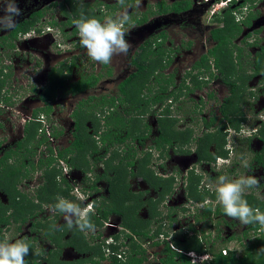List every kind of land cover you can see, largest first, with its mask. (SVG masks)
Here are the masks:
<instances>
[{
	"label": "flooded vegetation",
	"instance_id": "flooded-vegetation-1",
	"mask_svg": "<svg viewBox=\"0 0 264 264\" xmlns=\"http://www.w3.org/2000/svg\"><path fill=\"white\" fill-rule=\"evenodd\" d=\"M162 1L166 2L167 0H162ZM177 1H181V0H172L170 2H167V4L171 5ZM189 1H192V7L188 11L181 14L178 13H168V14H171L173 16H181L182 14L186 15L187 13H193L194 11H196V8H199L198 5H201L200 2L196 3V1L194 2L193 0H189ZM243 3L245 5L243 7H239ZM73 4L76 7L88 8L87 11L89 12L92 11L91 14L94 15L93 18L99 19L101 20V22L104 21L106 17L110 16L112 10H113V14L117 10H120L119 5L107 4L104 2H98L96 4L89 5V3L85 4L83 0H73ZM257 4H258V0H249V2H246V0H241V1L230 0L229 4L227 5L230 8H233V12L236 13L235 17L237 16L236 23H239L240 26L243 28V32L237 38H239L245 32V30L248 29V33L242 38L241 41L243 42L242 43L243 45L240 46L233 42V47H232V51H233L232 57L234 60V64H236L237 67L239 66L244 71H246V74L253 76V78L249 81L247 88L245 89L244 101L240 105L241 111L244 115L241 122L242 124L241 129L237 130L235 127L230 125V122H228L226 118H224V115L221 110L222 105L224 103H222L217 108V110L220 111L221 113V119H217V117L216 116L214 117V115L212 116L210 115V118L207 119L205 115L207 105L206 103L204 104L203 102L200 103L199 105L194 107L192 112V115H199L200 119L198 120L197 118L196 120L192 121V119L190 118L187 126L184 128H181L179 125L180 122H183V119H178L177 116L172 115V113L175 112L174 111L175 106H177L178 101H180L181 99L184 100L187 98L190 99L189 96L196 93L197 90L199 89L204 90L203 86L204 84H208V82L211 84L213 80H222L221 69L216 65L215 58L213 56H210L209 64L211 65V67L209 68V70L205 66H202V68H196V63L198 62L197 61L194 65V71L190 70L188 71V73H185L186 75L182 78V81H180L179 83L175 84V79H174L175 73L169 75L168 78H172L173 82H171L168 85L169 91L166 93L167 95L165 101L166 103L153 102L155 100L154 97L158 94L157 92L159 90L158 89L159 86H157L156 90L148 87L147 91L145 92L147 86L146 85L143 88L140 97L141 98L145 97L146 99L149 98L151 103H150V107L144 112L145 114H143L141 117L146 119L145 117H148L150 115L151 117H153L154 115H156L157 129L155 130L153 126L147 124L146 120H143L145 121L144 122L145 125L148 126V128L147 127L146 128L148 129V131H150L148 138L145 141H143V143L139 139H131V140H127L125 143H122L120 145L115 144L111 146L109 143L103 142L101 140V136L103 132L108 130V127H106V123H107L106 116L111 115L114 110H118L117 108H119V106L122 107V113L124 114L123 116H125L127 119L131 118L135 114H139V113L141 114L143 112L141 110L139 111L134 110L132 112L131 104L128 101H124L123 99L124 96L122 94H120L121 96L118 97L119 100L117 101L116 106H112V107H110L109 104H105V105L98 104L104 97H102V99L98 102H95L96 100L95 95H89L85 97V95H87L88 92H93V90L98 86L103 75V69H107L106 71V73H108L107 75H111L110 74L111 72L109 73L110 69L108 66H104L101 64H99L100 69L96 71L97 68H95L94 66L95 63L94 64H92L91 62L89 63L87 59V53L85 50H83V47L81 46L79 41L78 29L76 28L73 22L69 23L70 16L64 13L63 7L65 6L69 7L67 0H0V18H1L0 19V76H1L0 80L4 81V85L2 86L0 91V129H4V126L2 125L3 121L1 119L3 117H6V113L8 114L12 112L18 113V115L22 116V122H23V137L17 141V143L15 144V148L11 146V144H13V139L10 138L9 134L5 135L3 138L0 137V160L5 156L7 151L17 149L18 143L22 141L27 142L26 140L28 133H26L25 129L27 128L28 125H32L35 123L36 125L39 126V129L35 134V138L28 145V148L30 149V151L28 152V155L30 156L28 158H30L31 156L35 158H31L29 159V161L27 160V162L25 161L26 169L29 170V173L28 176L23 178L22 181L18 184V191L22 195L26 196L27 199L32 202L35 208L34 209L35 214L34 216L30 217L25 223H16L15 221L12 220L10 225H8L7 227L13 225L16 229V232L19 233L24 228L25 225L30 223L31 228L29 230V233L31 232V233H35V235H44V238L49 241L50 248L46 250L43 248L44 244L43 245L41 243L37 245L35 244L36 241L38 240L35 235L34 237H30V238H26L25 236L20 238L21 240H24L25 242H28L33 246L34 252L32 251V253L35 254L36 257L38 256L35 264H50L48 262V259L50 258L49 255L58 250L57 244L53 242V240L46 235L45 226L49 225L48 223H54L53 225L50 224L49 227L51 228V231L55 235L58 234L59 231L64 232V228L68 227L62 213H60L59 211L56 212L51 211V213H49L51 207L54 206L55 204L53 202L47 203L44 200H42V198H45L46 196L45 187L48 180L46 176L47 165L46 164L41 165V161H47L49 159L56 160L55 162H53L50 169H56L61 172V174L58 176V184L60 185L68 184L69 186L72 187L70 197L67 198V200L69 201H78L79 199H81L80 197H83L84 200H86L89 199L92 195H95L96 193H100V189L97 186L99 182L104 180H98L97 176L95 178L92 177L93 175L92 172L94 171L95 168L94 165L101 166L102 168L101 174H103L106 170V162L111 160L115 152L119 154V158L124 160V163L126 164L134 160V165L132 166L129 165L128 167L129 173L134 172L136 174L138 170L139 160L146 155H150L149 166L151 167L152 170H154L155 174L158 177L164 179H170L172 177L175 178V184L173 190L168 195H166V197L160 202L158 208L159 216H157V218L154 220L151 231L147 238H143L142 236L139 235L138 236L134 235L128 228H126L123 225L122 223L123 221L120 215L113 214L109 217L108 220H102L103 218L101 216V211L99 208L101 207V204L104 201V199L108 198L109 191H108V196L106 197L100 196L98 198L96 197L94 199H89L87 202L84 201L85 203L81 207H85L88 204H93L94 210L93 213H90V215L94 219L97 218L101 220L103 223L102 226L95 228L94 233L89 232L87 234L93 236L94 240L91 237L92 240L91 241L90 238L84 233L87 241L91 245L95 246L100 244L103 247H105L106 259L101 260L100 264L102 261H111V256L113 255H116L119 260L126 262L128 260L129 249H130V247L128 246H129V241H131V237H133V239L144 250V255L146 257V260L144 261L143 264H163L162 259L166 256L163 253V251L166 245H169L171 249L174 251L181 252L180 248L175 244V241H180V240L175 239L174 236L182 235L184 239L185 238L187 239V237L191 238L192 236L197 237V232L199 230L197 229V225L194 224L193 222H200L204 220L205 217L203 216H205L204 213H206L205 212L207 209L206 207L211 206V205H206L204 207H200L199 205L203 204L205 200L215 201V199L209 196L203 202H198L197 200L192 199L190 197L188 186H189V177L191 173L193 172L196 176L201 178L200 184L198 186L201 192L208 193L210 195L216 194L211 187L212 185L206 183L208 182L207 180L210 179V175L214 173V177H212L213 179L214 178L218 179V176L219 177L226 176L228 177L229 180H231L230 178L231 176L232 177L236 176L238 174L237 167L239 165V161L237 160V158L233 157L236 148V138L240 137L242 138V140L244 139L250 140L256 134L258 135L259 129L264 124V119L262 118L260 127L259 128L254 127L252 133H249L248 135L246 134V132L247 131L249 132L250 129L249 128L245 129L242 127L244 126V122L251 123V120L254 118V116H252L250 120H248L247 117L248 115L251 114L244 113V108L249 107V111L251 112V109L254 106H257V102L260 94L261 95L264 94V91L261 92L264 89L263 76L262 74H255L257 56L258 53H260L262 49H264V45H260L261 39H257V40L250 39V38H254L255 34L259 35L260 33L264 32L263 31L264 23L259 24L262 25L261 27L255 28L256 26L255 22L256 19H258ZM53 8H58V13L59 16L62 17V21L60 19L58 23H54L55 21L50 20L48 21L49 23H47L49 26H47V24L45 23L47 11ZM90 8H92V10ZM152 8L154 9V7ZM17 9H18V14L16 11ZM241 11L244 12V15L240 14ZM41 13H43L44 15L39 17ZM250 13L254 16L257 15V17L251 21L252 23L251 26H247L245 24V20L247 19ZM240 15L243 16L241 20H239ZM71 19H73V21L77 20V14L73 13L71 15ZM31 22H34L36 24L29 32L24 34H19L18 36H15L13 34L16 28ZM132 22L136 23L134 19ZM137 24L141 25L140 23ZM50 25L53 26L56 25L60 28L58 29L60 34V37L58 39L54 38L53 35H52L53 38L50 35L44 36V33H46L44 30L46 28H48L49 31L52 30ZM153 35H157V34H152L149 37H147L145 40H147L148 38L154 39ZM210 40L212 41L211 37ZM190 45L191 44H189L188 46L190 47ZM255 48H257V50L253 53V61H252L253 64L251 69L248 70L245 68L242 60L244 59V55L246 51H247L246 57L249 59L252 50ZM77 50L79 51L82 50L84 59L79 58L78 61L76 60L77 55L75 51ZM209 51L210 49L207 50L203 55L205 54L208 55ZM51 53H54V55L56 56L62 54L68 55L67 58H70L71 60L68 67L73 66L72 71H69L67 69V66L63 67L64 66L63 64H62L63 68L57 65L52 67L51 61H48ZM171 58L173 62V55L171 56ZM55 64H57V61L55 62ZM55 69L56 70L64 69L63 75L66 76V79L69 80L68 79L69 77L72 78L70 83L78 82L81 79H87L91 76L99 77V81L97 82L96 86L90 87L78 94L69 93L64 95V92L60 87L58 88L57 95L54 98L46 99L43 97V94L46 92L48 88L51 87L50 76L53 70ZM80 69H82L81 71H79L81 73L80 77L78 79H75L73 75L74 74L76 75V73ZM196 70H198V72H196ZM34 71H38V73L40 72L38 79L36 74L35 75L29 74ZM157 71L155 72L156 74ZM201 74L205 75V77L202 78ZM206 74L209 75L206 76ZM193 76L197 77L198 81L201 83L200 88L198 87L196 88V83ZM254 80H257V86L255 88L252 87L249 88L248 87L249 84H251V82ZM70 83L67 82L66 86ZM119 84L117 86L118 89H119ZM208 95L210 99L215 98V95L213 93H210ZM78 96H80L79 99L76 98ZM105 97L110 98L108 96ZM69 103L70 105L72 104V106H74L75 104L74 107H76V109H73L71 112V117L74 127L72 131V136L77 122L76 118H74L75 117L74 115L78 108H87L85 105H88V107H91V109L95 111L96 116L98 118H101L100 121L102 125L98 133L95 132L94 124L92 122H87L86 124L87 129L91 128L90 130L88 129V134L91 135L92 138L97 141L100 151L99 154L97 155L103 157L102 161L95 162L94 156L91 155L88 156V161L91 164L90 171L88 173H85L84 171H81L76 167H72L64 159H59V153L65 147L62 148V147H58L57 145H54V142L56 141L52 139L54 141L52 143L51 142L52 140H50L49 138L50 136H52V134L50 133L49 125L47 124L46 121L51 122V120L55 118L54 114L57 113V108H62V106L67 105ZM27 104H29L28 105L29 111L23 109V107L27 106ZM15 106L18 109H15L14 108ZM48 107H51V111L49 113H47L46 111ZM96 108H100L101 112L102 113L105 112V114L99 116ZM166 109L169 111L167 113V119L169 121L172 120L175 122V128L177 131L184 133L188 131L193 132V140L191 143L180 144V142L174 141L172 144L168 143V144H164L166 146L157 147L156 139L160 133L159 118L165 117L164 113L166 112ZM178 109L181 110V107H179ZM7 119L8 117L6 118V120ZM55 119L56 121L53 123V129H54L53 136L56 139H59V137L63 135V129L61 128L62 124L57 122V119H61V116L57 115ZM199 121L202 123L200 128L203 130L200 136L197 134V131L195 129L198 127L195 124L199 125L200 124ZM210 122H212L213 124L208 128L207 123ZM218 122H220L219 126H218ZM191 123H194V125H191ZM224 125L226 126L223 127ZM59 128L60 130H58ZM221 128H224L223 133L226 138L224 149L228 152V155L226 157L217 156L218 149H217V145L215 144L210 148V153L212 154V156L216 157V159L211 162L199 161L197 156L198 141H199L198 139L203 137L206 133H215ZM60 132H62L61 135ZM154 133L156 134V136L153 138ZM258 137L260 136L258 135ZM73 141L74 138L72 139V141L68 146H70ZM33 144H35V147L32 148ZM212 148L214 149V152H212ZM19 151H21V153L24 152V150H19ZM182 151L184 153H182ZM190 152H193V154L196 156V162L194 164L188 165L183 171V173H181L180 170H178L176 167H174V169L172 168L173 166L176 165V163L175 164L173 163L176 162L177 157L183 158V156L188 155ZM127 155H129L130 157H126ZM15 157H18V155L14 156L12 153L11 157L8 159L9 165L13 166L15 164V162H13V159ZM36 158L38 160H36ZM30 161L34 163L35 167L30 165ZM220 161H222L223 164H220ZM116 162H118V158L114 160V163ZM210 163L214 165V168L216 169V173L214 172L215 170L211 172L210 169H205L206 165L210 166ZM75 170H79L81 174H84L86 180L91 183L89 185L86 184V187H82V183L79 182ZM133 177H135L136 179L135 181L132 182V183H136L135 189L132 188V185L130 183L133 180ZM180 183L181 185L183 184V186H185L184 192L187 193V196L184 198V200L176 201L175 198L179 193L177 190V185ZM129 184H130L129 191L135 195L143 194V198H142L143 201L153 199V201L156 202L160 199L159 192L151 188L143 180L142 177H139L137 175L135 176L131 175ZM77 189L79 190L77 191ZM58 197H62V196L59 195ZM4 198L7 200L6 203L4 201ZM0 199L4 205L9 204L8 195H6L2 191H0ZM217 206L215 207V209L217 208ZM141 212H144V215H141ZM138 215L140 218L149 219L150 213L148 210V206H144L143 208H141ZM112 216L119 217L120 221L119 222L115 221L114 219L111 218ZM210 217L212 221L209 220L208 218H206L205 221L211 225L210 228H213L211 232H207L205 230L203 231L200 229L201 233L203 234V238L205 236L210 235L209 243H206V240L204 239L205 245L208 246L211 243L212 234H215L216 241L220 240L217 238L219 235L218 228L221 227L217 221V215L215 214L214 211ZM58 225L59 227H57ZM76 228L77 227L75 226H73L72 228H68V230L65 231L66 235L64 236L63 240L66 241L67 239L72 237L73 232ZM158 229L161 230V234L155 236L154 234ZM184 230H186V232ZM104 231H106L107 233H111V236L110 235L108 236L111 237L113 242H110L108 239L107 240L104 239V234H103ZM1 235L4 236V234ZM115 238H118V241ZM171 238L174 239L173 243L171 241ZM4 240L5 237L3 241ZM116 241L119 242L120 245V249L117 253L112 252V250H110L109 247H106L111 244H116ZM160 245H163V248L160 251V253L158 252L157 255L156 252L150 250V248L159 247ZM172 245L174 246V248ZM66 248L72 250L73 252H75L76 254L82 257H79L78 259L73 261L62 260V253ZM211 249H213V247H211ZM89 256H90L89 254H84V255L80 254L74 249V247L68 246L62 248L58 261L76 262L79 259L87 258ZM110 264H113V261H111Z\"/></svg>",
	"mask_w": 264,
	"mask_h": 264
},
{
	"label": "trees",
	"instance_id": "trees-1",
	"mask_svg": "<svg viewBox=\"0 0 264 264\" xmlns=\"http://www.w3.org/2000/svg\"><path fill=\"white\" fill-rule=\"evenodd\" d=\"M249 2V0H246ZM69 7L65 6L64 13L69 15L70 21L71 15L77 14V19H80L81 16L86 18H93L92 11H87L88 8L76 7L73 4V0H67ZM245 4H241L239 7H243ZM192 7V1L181 0L177 1L171 5L167 2H160L153 10L149 9L142 16H136L134 21L136 23L144 24L149 20L150 15L155 14H168V13H184ZM238 7V8H239ZM114 8V7H113ZM92 10V8H90ZM231 14V15H229ZM224 14L221 18V23L223 26L214 27L210 30V37L214 42L213 47L210 49L208 55H203L201 60L196 63V68H202L205 66L208 70L211 67L209 64V57L213 56L215 58L216 65L221 69L222 80L226 86L229 88V96L226 97L224 104L222 105V113L224 118L230 122V125L235 127L237 130L241 129V122L244 117L240 105L244 101L245 89L249 81L253 78L252 75L246 74L241 67H237L234 64L232 57V47L234 39H236L242 32L243 28L239 23H236V17L232 15V12ZM41 13L39 17L43 16ZM113 15V10L110 13ZM38 17V18H39ZM257 15H248L245 20L247 26H251V21L255 19ZM37 18V19H38ZM56 23V22H54ZM129 23V22H128ZM36 23H26L21 27H18L14 30L13 34L18 36L19 34H24L29 32ZM154 39L148 38L140 46V51L135 54L132 58L131 63L137 68V70L131 74L126 80L122 81L119 84L120 94L124 96V101H128L131 104L132 112L134 110H141L143 113L135 114L131 118L127 119L122 113L118 110H114L111 115L106 116V127L108 130L103 132L101 140L103 142L109 143L111 146L115 144L125 143L127 140L139 139L145 141L148 138L149 132L148 126L144 123V118L141 116L145 114L144 112L150 107V99L145 97L141 98L140 94L142 93L143 88L148 84L151 77L154 76L155 72L158 69H165L168 65L171 64V50L168 52L164 48V44L168 38L166 32H162L157 35H153ZM74 65V64H73ZM108 66V65H104ZM73 67V66H72ZM72 67H68L69 71H72ZM58 74H57V73ZM111 70H109V73ZM56 73V75H55ZM64 69L53 70L51 74V87L46 90L43 94V97L46 99H52L57 95L58 88H62L64 95L69 93L78 94L84 90L96 86L99 81V77L91 76L87 79H81L78 82L70 83L66 86L67 79L63 75ZM255 74H262L264 82V49L258 53L256 60V72ZM1 77V76H0ZM196 88L201 87V83L198 81L197 77H194ZM158 81V94L154 97L155 103L165 102L169 91V84L173 82L172 78L157 76ZM4 81L0 80V91ZM119 99L117 97H104L98 104H109L110 107L116 106V103ZM101 106V105H100ZM97 107V105H96ZM102 107V106H101ZM47 113L51 111V107L46 109ZM169 111L166 109L165 117L159 118V136L156 139L157 147L166 146L164 144H172L174 141L180 142V144H189L193 140V132H179L175 128V122L169 121L167 119V113ZM76 118L75 130L73 132L74 141L70 146L63 148L59 153V159L66 160L72 167H76L85 173L90 171L91 164L88 161V156H94L95 162H100L103 160L102 156H98L99 147L97 141L88 134V129L86 127L87 122H92L94 124L95 132L98 133L101 129V121L96 116L95 111L91 107L87 108H78L74 115ZM213 121V120H212ZM213 123H207L209 128ZM34 127L28 125L25 129L27 134V142L18 143L17 149L7 151L5 156L0 160V191L4 192L9 197V204L4 205L0 199V226L7 227L10 225L11 221L16 223H25L30 217L34 216L35 208L30 200L26 196L22 195L18 191V184L22 181L23 178L28 176L29 170L26 169V164L23 162L27 156L30 149L28 145L35 138L39 126L34 123ZM224 125L223 127H225ZM147 127V128H146ZM223 129H219L215 133H206L203 137L198 139V149L197 156L199 161L211 162L216 159L210 153V148L213 145H217L218 153L217 156L226 157L228 152L224 149L226 138L223 133ZM190 132V133H189ZM62 132H60V135ZM258 135L263 143V147L259 153L254 157V161L261 165L264 168V124L259 129ZM19 150H24L23 153ZM20 152V153H18ZM19 156L21 163L17 162L13 166L9 165L8 159L11 157V154ZM182 153H184L182 151ZM150 155L144 156L139 160L137 173H129V165H134V160L124 163V160L119 158L117 152L114 153L111 160L106 162V170L100 176H97L98 180H104L108 183L109 196L101 204L99 208L101 211L102 220H108L109 217L113 214L120 215L122 218L123 225L128 228L134 235L142 236L147 238L152 228L154 220L159 216L158 208L160 202L168 195L174 188L175 178L164 179L158 177L154 170L151 169L150 165ZM126 157H130L127 155ZM118 158V162L114 163V160ZM56 160L49 159L47 161H41V165L46 164V196L42 198L45 202H53L54 204L58 203L57 197L61 195L64 198H69L72 187L68 184H58V176L61 174L60 171L56 169H50L53 162ZM30 165L34 166V163L30 161ZM139 176L153 189L159 192L160 199L156 202L153 199L143 201V194L135 195L129 191L130 176ZM201 178L196 176L193 172L189 177V195L192 199L197 200L198 202H203L209 196L213 199H216V194L210 195L208 193H203L199 190ZM44 190V191H45ZM248 204L253 208H259L261 212H264V200H261L251 194L245 195L244 197ZM144 206H148L150 213L149 219H143L139 217V211ZM206 213H204L205 219L208 218L211 220V214L213 211L217 215V221L219 225L222 226H231L228 222V219L234 221L228 216H226L222 208L218 205L216 209L213 210L212 206L206 207ZM11 211V212H10ZM13 211V212H12ZM91 222L95 225V228L103 225L102 221L93 218L90 215ZM212 221V220H211ZM208 223V222H207ZM54 224V223H48ZM49 225L45 226L46 235L53 240L58 246V250L50 254L48 262L50 264H100L101 260L106 259L105 247L102 245H91L83 232L76 228L73 232L72 237L63 240L66 235V230L69 227L64 228V232L59 231L58 234H53ZM219 227V235L217 239L225 241L223 248L218 252H215L213 249L208 251L204 250L203 243L198 237L192 236L191 238L186 239L184 243L181 241H175V244L183 252L195 251L198 254L209 253L212 256L211 261L204 264H264V251H261L264 248V231H261L259 224H249L245 225V229L239 233L234 234L228 237L226 240L223 238V230ZM2 231L0 229V242L3 241L4 236L1 235ZM161 230H156L155 236L160 235ZM250 238H253L250 239ZM118 241V238H115ZM204 239L206 243L210 242V235L205 236ZM249 239L248 244H244L243 241ZM237 240L240 242L241 249H230L228 245ZM116 241V244H111L109 246L112 252L117 253L120 249V245ZM222 242V243H223ZM29 245L30 253L25 257L27 264H34L38 256L32 253L33 246ZM74 247V249L80 254H89L87 258H82L76 262H59L58 258L61 254V250L64 247ZM129 255L128 260L123 262L117 258L116 255L111 256V261L113 264H143L146 260L144 255V250L142 247L131 237L129 241ZM223 250H226L227 253L224 254ZM34 252V251H33ZM183 252H177L171 249L169 245H166L163 253L166 255L162 262L163 264H193L190 257H188ZM99 258V259H97Z\"/></svg>",
	"mask_w": 264,
	"mask_h": 264
},
{
	"label": "rangeland",
	"instance_id": "rangeland-1",
	"mask_svg": "<svg viewBox=\"0 0 264 264\" xmlns=\"http://www.w3.org/2000/svg\"><path fill=\"white\" fill-rule=\"evenodd\" d=\"M83 1L85 4L89 3V5H91V4L93 5V4H96L98 2H104L107 4H117L120 6V10H117L112 16L110 15L109 17H113V18L118 17L119 15L124 13L125 11H127V14L130 16L129 23H127L125 25V31H126L125 39L129 42V44L132 47L130 48L127 55L121 54V55H116L113 57L112 62L110 64H108V67L111 70V73H110L111 75H107L108 74V73H106L107 69H103V75H102V78H101L98 86L93 90V92H88L87 95H85V97L89 96V95H95V99H96L95 102L100 101L102 99V97H105V96H108V97L114 96L117 98L121 96L117 86L122 80L126 79L128 76H130V74H132L136 71V67L131 63L132 58L135 56V54L137 52L140 51V45L150 35L159 34L162 31L166 32L168 38L164 44V48H166L168 52L170 50L172 51L171 53H173L172 54L173 55V62L165 70L158 69L157 74L155 73L154 76H152L150 81L148 82L145 92L147 91L148 87L156 90V88L158 86L157 79H156L157 76H161L163 74V77L168 78L170 74L175 73L174 79H175V84H176V83H179L180 81H182V78L186 75L185 73H188V71H190V70L194 71L195 63L197 61H200L201 56L207 50L211 49L214 45V42H212L210 40V34H209L212 27H218V26L222 25V23H221L222 19L221 18L223 17L224 14H226V13L229 14V12H232V15H234V16L236 15V13L233 12V8H230L229 6H227V5L225 6V4H223L225 2V0H193L194 2L196 1V3H198V2L201 3V5H198L199 8H196V11H194L193 13H187L186 15L182 14L181 16H173L171 14L150 15V18L146 23L139 25L137 23L132 22L133 19L136 16H142L144 13H146L152 7H154L153 10H155L156 5L162 0H139L138 6H137L136 0H125L124 5L119 4L118 0H87V1L83 0ZM170 1H172V0H167L166 2H170ZM221 3H222V5H221ZM257 10H258L257 11L258 19H256L255 28L261 27L262 25H259V24L264 23V0H258ZM240 14L244 15V12L241 11ZM229 15H231V14H229ZM106 18H108V17H106ZM60 19L62 21V17L59 16V13H58V8H53V9L47 11L45 23L46 24L49 23L48 21H50V20L58 23V21H60ZM47 26H49V25L47 24ZM50 27L52 30L49 31V29L46 28L44 30L46 32V33H44V36L50 35L52 37V35H53L54 38L58 39L60 37L58 29H60V28L56 25L55 26L50 25ZM263 31H264V28H263ZM247 33H248V29H246L245 32L239 38L235 39L234 43L242 46L243 45L242 44L243 42H241L242 38ZM250 39H256V40L261 39L260 45H264V32L260 33L259 35L255 34L254 38H250ZM189 44H191L190 47L188 46ZM83 50L86 51V49H84V48H83ZM256 50H257V48L252 50V53H251L249 59L246 57L247 51L244 55V59L242 60V62L244 64L245 68L248 70L251 69V67H252L253 53ZM75 52L77 55L76 56L77 61L79 58L82 59L84 57L82 50L81 51L77 50ZM51 54H52V56H51ZM51 54L49 57L50 60L48 59V61H51L52 67L55 65L62 67V64L64 65L63 67H65V66H68L70 64L71 60H70V58H67L68 55L62 54V55L56 56V55H54V53H51ZM87 59H88L89 63L90 62L92 64L95 63L88 56H87ZM56 61H57V64H55ZM94 66H95V68H97L96 71H98L100 69L99 64L95 63ZM81 70L82 69L78 70L76 75L75 74L73 75L75 79H78L80 77L81 73L79 71H81ZM196 72H198V70H196ZM39 73H38V71H34V72L29 73V74L30 75L36 74L37 79H38ZM207 75H209V74H206V76ZM201 76H202V78L205 77V75H203V74H201ZM68 79L69 80H67V82L70 83L72 78L69 77ZM256 86H257V80H254L251 82V84H249L248 87L249 88H251V87L255 88ZM203 87H204V90L199 89L196 91V93L190 95L189 96L190 99H188V98L185 100L181 99L180 101L177 102L178 104H177V106H175V110H174L175 112L172 113V115L177 116L178 119H183V122L179 123L181 128H184L187 126L190 118L192 119V121L196 120L197 118H198V120L200 119L199 115H192V112H193L194 107H196L197 105H199L202 102L204 104L206 103V105H207L206 112H205L207 119L210 118V115L211 116L214 115V117L216 116L217 119H221V113H220V111L217 110V108L222 103H224L225 98L229 96L228 86H226L222 82V80H213L211 82V84L208 82V84H204ZM263 91H264V89L261 92H263ZM210 93H213L215 95V98L210 99L209 95H208ZM76 98L79 99L80 96H78ZM28 105L29 104H27V106H24L23 109L29 111ZM120 105H122V104H120ZM74 106H75V104H74ZM74 106H72V104L70 105V103H69L67 105L62 106V108H57V113L54 114L55 118L57 115L61 116V119H57V122L62 124L61 128L63 129V135L61 137H59V139H56L53 136V132H54L53 123L56 121V119L53 118L51 120V122L46 121L47 124L49 125L50 133L52 134V136H50L49 138H50V140L53 139L54 141H56V142H54L52 140L51 142L52 143L54 142V145H57L58 147H62V148L67 147L73 139L72 131H73L74 127H73L71 112L73 109H76V107H74ZM85 106L88 107V105H85ZM179 107H181V110L178 109ZM14 108L18 109V108H16V106ZM117 109L119 111H121V113H122V107L121 106H119V108H117ZM96 110H97L99 116H102L103 114H105V112L104 113L101 112L100 108H96ZM105 111H106V109H105ZM244 113H250L251 114V115H248V117H247L248 120H250V118L252 116H254V118L251 120V123L244 122V126H242L245 129H247V128L250 129L249 132L248 131L246 132V134L248 135L249 133H252L254 127L259 128L261 121H262V118L264 119V94H262V95L260 94L258 102H257V106H254L251 109V112L249 111V107H246V108H244ZM149 114H151V113H149ZM122 115H124V114L122 113ZM7 117H8V119L6 120ZM145 118L146 119H144V120H146L147 124L150 126H153L156 130L157 129L156 128L157 127L156 115H154L153 117H151V115H150V116L145 117ZM99 119H101V118H99ZM1 120L3 121L2 125L4 126V129H0V137L3 138L5 135L9 134L10 138L13 139V144H11V146H13L15 148V144L17 143V141L23 137L22 116L18 115V113H16V112H12L9 114L6 113V117H3ZM191 125H194V123H191ZM195 125L198 126L197 128H195V127L194 128L196 129L197 134L200 136L203 132V130L200 128L202 123L200 122L199 125L198 124H195ZM219 125H220V122H218V126ZM34 126H35L34 124L31 125L32 128ZM88 129L90 130L91 128H88ZM58 130H60V128ZM231 135H232V133H231ZM155 136H156V134L154 133L153 138ZM229 140H230V138H229ZM262 145H263V143L257 134L253 138H251L250 140H245V139L242 140V138H240V137L236 138V148H235V152L233 154V157H236L237 160L239 161V165L237 167L238 174L236 176H233V177L231 176L230 178H231V180L237 179L240 176H254V177L258 178L259 179V185L257 187H254L252 189L247 190L246 195L251 194V195H253V196H255L261 200H264V168L261 165H258L254 161V157L256 156V154L261 151V149L263 147ZM33 147H35V144L32 145V148ZM40 150H41V147H40ZM212 152H214L213 148H212ZM29 156L30 155H28L26 160H24L23 162H25V161L27 162V160L29 161V159L35 158L33 156L28 158ZM32 160H34V159H32ZM36 160H38V159L36 158ZM13 162H15V164L17 162L21 163V160H19V156L15 157L13 159ZM195 162H196V156L193 154V152H190L188 155L183 156V158L177 157L176 162L173 163V164L176 163V165L173 166L172 168L174 169V167H176L178 170H180L181 173H183V171L185 170V168L188 165H192ZM245 163H247V167L244 166ZM220 164H223L222 161H220ZM94 167H95L94 171L92 172L93 178H95L96 176H98L102 173L101 166L94 165ZM205 169H210L211 172L215 170L214 172L216 173V169L214 168V165H212V163H210V166L206 165ZM75 172L77 173V177L79 179V182L82 183V187H86V184L89 185L91 183V182L86 180L85 175L81 174L79 170H75ZM212 177H214V173H212L210 175V179H208L207 180L208 182H206V183L212 185L211 187L214 190L218 179L214 178L215 179L214 180ZM35 178H36V176H35ZM40 179H41V176H40ZM135 180H136L135 177H133V180L130 182L133 189H135V187H136L135 186L136 183H132ZM97 187H99L100 193H96L95 195H92L89 199H94L96 197L98 198L100 196H103V197L108 196V184L106 182H104V181L99 182ZM184 188H185V186H183V184L181 185V183L177 185V190L179 193H178L177 197L175 198L176 201L184 200V198L187 196V193L184 192ZM31 195H33V194H31ZM89 199L84 200V198H83V199H79L78 201H72V202H74V203L78 202V204H80V206H83L85 203L84 201L87 202ZM4 201H5V203L7 202V200L5 198H4ZM49 213H51V210ZM141 215H144V212H141ZM111 218L117 222L120 221L119 217H117V216H112ZM228 222L230 223L231 226H222V228H221L223 230L222 235H223V238L225 240L234 234L241 233L245 229V225L240 224L238 220L231 221V219H228ZM199 226H200L201 230H203V231L205 230L207 232H211V230L213 229V228H210L211 225L209 223H207L205 221V219L202 220L201 222H199ZM57 227H59V225ZM30 228H31L30 223H28L27 225L24 226V228L19 233H17L16 229L13 225L10 227H5V228L0 226L2 234H4V237H5L4 241L7 240L8 242H15V240L20 239L23 236H25L26 238L34 237L35 233H31V232L29 233ZM103 234H104V239H106V240L108 239L109 241H112V239L110 237L111 233H107L106 231H104ZM108 235H110V236H108ZM35 236L38 239L35 243L36 245L41 243L42 245L44 244V247L42 246L44 249L48 250V248H50L49 247V241L44 238V235H35ZM87 236L90 238V240H91V237L94 240L93 236H91V235H87ZM174 238L179 239L182 243H184L186 241V238L184 239V237L182 235L174 236ZM250 239L253 240V238H250ZM173 240L174 239L171 238L172 243H173ZM4 241H2V242H4ZM222 242L223 241H221V240L212 242L211 243L212 245L210 246V248L213 247V250L215 252H218L220 249H222L224 247L223 244L225 241L223 243ZM243 243L245 245L248 244L249 239H245L243 241ZM118 244H119V242H118ZM228 247L230 249H235V248L239 249V251L241 249L240 242H238L237 240H234L233 242H231L228 245ZM162 248H163V245H160L159 247H155V248L152 247V248H150V250H153V252H156V255H157L158 252L160 253ZM79 257H82V256L76 254L75 252H73L72 250H69L67 248L64 249V251L62 253V260H64V261H73V260L78 259ZM110 262L111 261H102L101 264H110Z\"/></svg>",
	"mask_w": 264,
	"mask_h": 264
},
{
	"label": "clouds",
	"instance_id": "clouds-1",
	"mask_svg": "<svg viewBox=\"0 0 264 264\" xmlns=\"http://www.w3.org/2000/svg\"><path fill=\"white\" fill-rule=\"evenodd\" d=\"M136 2L138 6L139 0ZM118 3L124 5L125 0H118ZM16 11L18 14V9ZM242 17L240 15L239 20ZM129 20L130 16L125 11L118 17H108L103 22L96 18L81 16L73 23L78 29L79 41L81 46L86 49L87 56L97 64L108 65L114 56L127 55L132 47L125 39V25ZM244 166L247 167V163ZM258 185L259 179L254 176H240L233 180H229L226 176H220L214 188L215 201L205 200L199 206L211 205L214 210L219 205L226 216L238 220L242 225L257 223L260 225L261 231H264V212H261L259 208L253 209L244 198L247 190ZM57 200L58 203L50 210L62 213L69 228L75 226L85 235L95 232V225L90 220V213H93L94 210L93 204L81 207L80 204L63 197H58ZM261 251H264V248ZM29 253V245L24 240L0 242V264H27L25 257Z\"/></svg>",
	"mask_w": 264,
	"mask_h": 264
},
{
	"label": "built area",
	"instance_id": "built-area-1",
	"mask_svg": "<svg viewBox=\"0 0 264 264\" xmlns=\"http://www.w3.org/2000/svg\"><path fill=\"white\" fill-rule=\"evenodd\" d=\"M229 1L230 0H225V2L223 1L224 3L223 2L222 3L225 4V6H226V5L229 4ZM222 3H221V5H222ZM193 223L197 225V229L199 230L197 232V237L202 241V243L204 245V250L205 251L210 250L211 249L210 246L212 245L211 243L216 241L215 234H212V238H211L210 245L209 246L208 245H205L204 238H203V234L201 233V230H200L201 228L199 226V222H193ZM184 231L186 232V230H184ZM110 242H113V241H110ZM173 248H174V246H173ZM181 252H183V251H181ZM183 253L186 254L188 257L191 258L193 264H204L206 262L211 261V259H212V256L209 253H206V254H198L195 251L183 252ZM223 253L226 254L227 251L226 250H223Z\"/></svg>",
	"mask_w": 264,
	"mask_h": 264
}]
</instances>
